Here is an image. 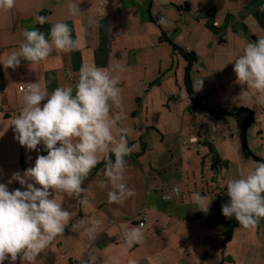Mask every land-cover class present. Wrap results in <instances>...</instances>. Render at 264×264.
I'll return each instance as SVG.
<instances>
[{
	"label": "crops",
	"instance_id": "1",
	"mask_svg": "<svg viewBox=\"0 0 264 264\" xmlns=\"http://www.w3.org/2000/svg\"><path fill=\"white\" fill-rule=\"evenodd\" d=\"M72 2L80 9L75 16L67 8L69 0H16L10 11L0 10V183L6 184L9 191L26 190L13 174L33 167L38 155H47L42 144L39 150H28L15 139L11 121L23 106V93L18 88L37 82L51 93L57 87L72 86L74 95L81 66L94 65L116 68L113 75L120 78L121 107L113 106V112L123 113L125 119L117 127L130 129L128 144L135 146L125 157L123 174V182L135 195L122 204L108 202V192L113 189L105 176L107 161L100 154L99 163L82 184L85 191L80 197L53 193L74 217L64 233L38 256L36 264H85L93 256L96 264H129L132 260L136 264H264V218L254 228L246 229L235 217L227 219L221 212V206L230 200L225 177L228 173V178L246 174L251 158L244 155L241 141L238 147L233 135L210 145L201 134L202 128L190 122L203 113L211 117L198 106L205 105L203 100L208 95L209 105L220 111L249 110L252 124L261 126L257 134L264 136V104L257 103L255 97H239L245 86L236 82L233 71V61L243 54L244 47L264 38V0ZM38 16L46 17L47 22L38 24ZM162 16L168 21L166 26L158 23ZM57 22L69 26L74 40L79 38L77 50H54L39 63L21 59L15 69L3 66L7 55L19 49L25 29L36 28L48 38ZM161 32L196 57L189 72L196 96L193 102L182 90L186 63L168 43L159 41ZM200 79L202 89L195 91L193 82ZM156 96L159 103L155 107ZM238 116L244 120L246 113ZM178 117L189 134L187 139L180 137L177 141L179 158L185 160L184 165L180 164L178 181L175 177L169 181L156 177L159 168L163 172L167 168L165 163L160 164L164 157L161 152L141 165L140 171L139 163L144 159L141 155L154 149V145L143 141L144 133L154 131L161 144L167 135L165 122ZM113 134L118 135L117 128ZM167 152L171 155V149ZM251 152L264 162V151ZM111 159L114 161V156ZM101 181L105 183L103 188L99 186ZM174 189L178 196L164 200V195ZM194 193L207 197V213L200 211L192 199ZM139 209L147 215L143 243L129 247L122 238L126 228L137 226L135 213ZM76 221H83V225L73 231L71 224ZM97 221L95 230L88 231ZM14 264H22L19 256Z\"/></svg>",
	"mask_w": 264,
	"mask_h": 264
},
{
	"label": "clouds",
	"instance_id": "2",
	"mask_svg": "<svg viewBox=\"0 0 264 264\" xmlns=\"http://www.w3.org/2000/svg\"><path fill=\"white\" fill-rule=\"evenodd\" d=\"M15 4L16 0H0V10L10 11ZM67 8L73 16L80 13L78 3L72 0ZM36 22L43 25L47 18L38 16ZM158 23L166 26L168 21L162 16ZM23 37L19 49L4 60L5 68L19 67L21 59L39 63L54 50L67 52L80 47L79 38H72V30L64 22L53 24L48 38L36 28L25 29ZM233 62L236 82L245 86L239 97L249 100L255 97L257 103L264 104V38L248 43ZM115 71L116 68L82 65L74 95L72 86L57 87L51 93L37 82L22 88L23 106L11 121L15 139L28 150H39L38 145L42 144L47 155H38L34 166L22 174H13V179L26 190L9 191L6 184L0 183V264L5 260L14 264L18 256L22 264L24 261L36 264L38 256L64 233L74 217L53 193L80 197L85 191L82 184L99 163L100 154L107 161L105 176L113 189L108 192V202L122 204L135 195L123 182L125 157L135 146L128 144L130 129L117 127L125 117L122 112H113V106L121 107L120 78L113 75ZM202 86L203 80L193 82L195 91ZM114 128L118 135L113 134ZM254 163L255 167L246 174L242 172L239 178L225 181L230 200L221 206L225 218L235 217L238 225L246 229L254 228L264 218V162ZM99 186L103 188L105 183L101 181ZM192 199L200 211L207 213L210 204H204L207 197L194 193ZM98 224L94 222L88 231H94ZM82 225L83 221H76L71 230L76 231ZM142 229V224L126 228L129 247L143 243ZM85 264H96V257H90Z\"/></svg>",
	"mask_w": 264,
	"mask_h": 264
},
{
	"label": "rangeland",
	"instance_id": "3",
	"mask_svg": "<svg viewBox=\"0 0 264 264\" xmlns=\"http://www.w3.org/2000/svg\"><path fill=\"white\" fill-rule=\"evenodd\" d=\"M182 90L184 93L185 89H184L183 82H182ZM207 97L208 95L203 100V103L205 105H209V100L207 99ZM158 103H159L158 98L156 96L154 100V106L156 107ZM242 120L243 118L237 115L235 117H231V118L225 117L224 119L215 121L214 119H212L211 117L203 113L202 116L197 115L195 116L194 119L191 118L190 122L192 123V126L195 123V126L202 128L201 134H203L207 138L210 145L212 143L219 144L223 142L225 137L228 138L231 135H233L234 142L236 141L239 147L240 139H241V132H242V128H241ZM181 124H182V121L180 117H178L177 119L173 118L169 122L166 121L163 129H167L166 130L167 135L166 134L164 135V142L161 144L159 143V139H160L159 135L156 134L154 131H149V133H146V132L144 133L143 141H145L146 143H149L150 145H154L155 150L152 149L151 151L141 155V157L144 155L143 156L144 159L142 158L143 160L141 161V163H139L140 171L143 170L141 169V165H143L144 163L147 164L146 161H148V159L151 160L152 158H154L153 156H155L156 153L161 152V155H164V157L162 158V161L160 164L162 165L165 163L167 168L165 172H163V168H159V170H157L158 172L156 174V177H158L159 179L167 178V181H169L170 178L175 177V180L178 181V178L176 179V177H178L181 174L180 164L184 165L185 160L184 158H182V160H180L179 158V152H178L179 147L177 145V141L180 137H184L185 139L189 137V134L187 132L188 128L186 127L185 124L183 126ZM260 127H261L260 124L256 123V124H252L245 130V140H246L247 147L250 151L251 150L256 151V152L264 151V136H260L257 134V131H259ZM194 135H196L195 132H194ZM136 141H137L136 142L137 147L139 148L140 144L138 142V139H136ZM161 145H162V148L159 149ZM196 146L194 148H196ZM168 149H171V155L167 152ZM247 162H249L248 163L249 166L247 168V172H248L249 170H252L255 167V163L252 159H248ZM144 168H145L144 170L148 171L147 167H144ZM231 170H232L231 176H233V171H235V166H232ZM228 174L230 175V173ZM228 174H227V177H225V180L228 179Z\"/></svg>",
	"mask_w": 264,
	"mask_h": 264
},
{
	"label": "trees",
	"instance_id": "4",
	"mask_svg": "<svg viewBox=\"0 0 264 264\" xmlns=\"http://www.w3.org/2000/svg\"><path fill=\"white\" fill-rule=\"evenodd\" d=\"M160 42H166L170 45L172 51L176 54H178L186 63L185 71H184V87L187 93V96L189 100L192 102L196 99V96L192 90L191 84H190V78H189V72L191 69V65L195 62L196 57L192 52H188L181 47L175 45L172 43L165 35L164 32H161V35L159 37ZM199 108L201 111L209 114L211 117H213L216 121L220 119H224L225 117H233L236 115L244 114L246 113V117L243 120L241 124L242 132H241V146L244 152V155L247 157H250L254 162L260 161L263 162L261 159L256 157L255 155L252 154V152L248 149L246 145V140H245V130L254 122V118L252 113L249 110L239 108V109H234L231 112H223L218 110L217 108L213 106H208V105H201L198 104Z\"/></svg>",
	"mask_w": 264,
	"mask_h": 264
},
{
	"label": "built area",
	"instance_id": "5",
	"mask_svg": "<svg viewBox=\"0 0 264 264\" xmlns=\"http://www.w3.org/2000/svg\"><path fill=\"white\" fill-rule=\"evenodd\" d=\"M22 88H23V86H20L18 88V90L22 92ZM191 141H195V139L192 138ZM181 143L182 144H185V140H182ZM178 194H179L178 190L177 189H174L170 193L165 194L163 198H164V200L169 201L173 196H178ZM135 218L137 219V226H139V225L142 224L143 227H144L145 223L147 222V215L144 213V210L143 209H139L135 213ZM122 239H123L124 242H126L125 235L123 236Z\"/></svg>",
	"mask_w": 264,
	"mask_h": 264
}]
</instances>
